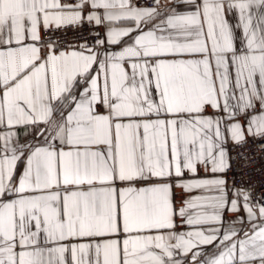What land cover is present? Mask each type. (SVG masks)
<instances>
[{"label": "snow or ice", "instance_id": "snow-or-ice-1", "mask_svg": "<svg viewBox=\"0 0 264 264\" xmlns=\"http://www.w3.org/2000/svg\"><path fill=\"white\" fill-rule=\"evenodd\" d=\"M249 143L264 0H0V264H264Z\"/></svg>", "mask_w": 264, "mask_h": 264}, {"label": "built area", "instance_id": "built-area-1", "mask_svg": "<svg viewBox=\"0 0 264 264\" xmlns=\"http://www.w3.org/2000/svg\"><path fill=\"white\" fill-rule=\"evenodd\" d=\"M140 2L143 3L144 0H140ZM239 151L244 152V158L239 162L241 167L236 174L237 186L243 181L255 192L264 194V148L249 143L246 149H236L232 155L235 157L236 152ZM241 171L243 176L240 175ZM229 179H232L231 173H229Z\"/></svg>", "mask_w": 264, "mask_h": 264}, {"label": "crops", "instance_id": "crops-1", "mask_svg": "<svg viewBox=\"0 0 264 264\" xmlns=\"http://www.w3.org/2000/svg\"><path fill=\"white\" fill-rule=\"evenodd\" d=\"M187 194L182 193L180 190L176 191V200H177V204H179L180 199ZM229 219H231V217L229 216Z\"/></svg>", "mask_w": 264, "mask_h": 264}]
</instances>
